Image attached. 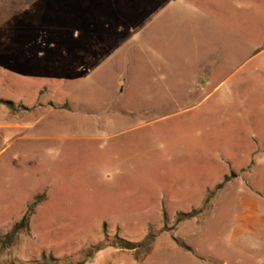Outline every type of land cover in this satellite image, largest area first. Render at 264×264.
<instances>
[{"label":"rangeland","instance_id":"obj_1","mask_svg":"<svg viewBox=\"0 0 264 264\" xmlns=\"http://www.w3.org/2000/svg\"><path fill=\"white\" fill-rule=\"evenodd\" d=\"M0 99V264H264V0H0Z\"/></svg>","mask_w":264,"mask_h":264},{"label":"crops","instance_id":"obj_2","mask_svg":"<svg viewBox=\"0 0 264 264\" xmlns=\"http://www.w3.org/2000/svg\"><path fill=\"white\" fill-rule=\"evenodd\" d=\"M28 109H31L29 107H26ZM38 111V108L32 109L31 113L35 115ZM5 114V121L3 119V116ZM10 115V112L8 109L5 108V110H0V137L3 134V131H5V148L9 149L14 144H16L19 141L25 140L29 137V133L34 130L35 124L33 122L30 123H20L17 122H10L7 121V117ZM36 116V115H35ZM1 140V138H0ZM12 140V141H10ZM1 146V145H0ZM2 150H0V153ZM224 264H230L229 261H225Z\"/></svg>","mask_w":264,"mask_h":264},{"label":"trees","instance_id":"obj_3","mask_svg":"<svg viewBox=\"0 0 264 264\" xmlns=\"http://www.w3.org/2000/svg\"><path fill=\"white\" fill-rule=\"evenodd\" d=\"M0 101L12 104L11 102H8L6 100L0 99ZM226 182L219 184L217 186L216 190L213 191L209 195V197L207 199V202H206V205H208V203L212 200V198H214V196L216 195L217 191H219L220 189L224 188ZM31 214H32L31 211L27 212L24 215V217L19 222H17L14 225V227L12 228V230L9 233H7L6 235L0 237V248L1 247L4 248V249L5 248H10L11 246H13L16 243L19 234L22 233L25 230H28L30 228V216H31Z\"/></svg>","mask_w":264,"mask_h":264}]
</instances>
